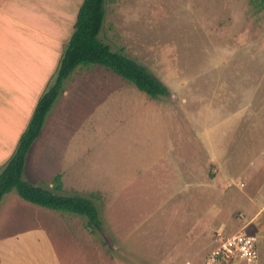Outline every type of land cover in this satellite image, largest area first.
Here are the masks:
<instances>
[{"label":"rangeland","instance_id":"rangeland-1","mask_svg":"<svg viewBox=\"0 0 264 264\" xmlns=\"http://www.w3.org/2000/svg\"><path fill=\"white\" fill-rule=\"evenodd\" d=\"M104 5L99 37L145 64L170 93L150 97L101 64L77 65L23 175L51 187L60 173L63 193L92 197L101 226L11 190L0 201V235L19 231L27 214L32 227L43 210L61 220L58 245L75 254L72 264H181L200 263L217 232L243 228L264 264V1ZM21 102L11 117L0 113L10 138L0 166L36 104Z\"/></svg>","mask_w":264,"mask_h":264},{"label":"crops","instance_id":"crops-1","mask_svg":"<svg viewBox=\"0 0 264 264\" xmlns=\"http://www.w3.org/2000/svg\"><path fill=\"white\" fill-rule=\"evenodd\" d=\"M81 1L0 0V113L11 117L21 109V100L36 102L73 30ZM6 138V126L0 124V162L7 152L2 153ZM35 216V226L29 227L27 214L19 231L0 235V264H72L75 254L58 245L63 240L61 220L46 219L43 210ZM34 240L38 246L32 251L28 242L33 245Z\"/></svg>","mask_w":264,"mask_h":264},{"label":"trees","instance_id":"trees-1","mask_svg":"<svg viewBox=\"0 0 264 264\" xmlns=\"http://www.w3.org/2000/svg\"><path fill=\"white\" fill-rule=\"evenodd\" d=\"M105 3L106 0L81 1L73 30L62 47L58 63L40 93L14 151L0 166V200L5 193L15 190L20 197L32 203L84 215L92 229L101 226L99 211L92 197L79 193H63L60 173L53 176L51 187H46L24 178L23 172L28 150L39 135L64 78L77 65L101 64L150 97L158 98L170 93L168 86L145 64L126 54L121 48H112L99 37L104 21Z\"/></svg>","mask_w":264,"mask_h":264},{"label":"built area","instance_id":"built-area-1","mask_svg":"<svg viewBox=\"0 0 264 264\" xmlns=\"http://www.w3.org/2000/svg\"><path fill=\"white\" fill-rule=\"evenodd\" d=\"M181 264H258L256 236L243 228L217 232L213 247L200 263L187 260Z\"/></svg>","mask_w":264,"mask_h":264}]
</instances>
